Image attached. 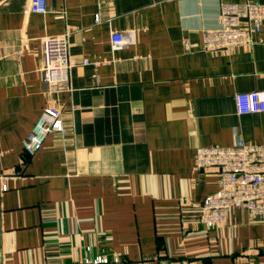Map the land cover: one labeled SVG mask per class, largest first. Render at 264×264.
<instances>
[{
	"label": "crops",
	"instance_id": "1",
	"mask_svg": "<svg viewBox=\"0 0 264 264\" xmlns=\"http://www.w3.org/2000/svg\"><path fill=\"white\" fill-rule=\"evenodd\" d=\"M28 1L0 0V264H264V218L238 207L202 222L219 174L196 158L264 144V112L240 115L235 100L264 90V26L254 45L204 51L220 0H48L26 14ZM67 31L71 80L49 86L43 38ZM112 31L135 41L114 50ZM47 107L67 131L31 155L23 142Z\"/></svg>",
	"mask_w": 264,
	"mask_h": 264
},
{
	"label": "built area",
	"instance_id": "2",
	"mask_svg": "<svg viewBox=\"0 0 264 264\" xmlns=\"http://www.w3.org/2000/svg\"><path fill=\"white\" fill-rule=\"evenodd\" d=\"M219 10L221 26L203 30V50L254 45L255 35L264 26V3L255 0L241 3L220 0ZM47 11L48 0H29L24 7L26 14H45ZM96 20H102L100 14ZM134 41L135 31H112L111 44L114 50L122 49ZM184 45L186 49L190 48L188 38L184 39ZM72 66L70 32L44 37L41 66L43 81L49 86L68 85ZM235 100L240 115L264 112V90L237 93ZM66 128L63 110L47 107L25 138L24 149L33 155L43 148L49 134H64ZM196 158L199 168H216L219 174L217 191L208 195L200 207L201 220L206 227L213 228L226 223L232 211L238 207H245L253 219L264 218V144L239 138L232 146H200ZM3 183L5 189V179ZM82 264H123V261L119 256H97L85 258Z\"/></svg>",
	"mask_w": 264,
	"mask_h": 264
}]
</instances>
